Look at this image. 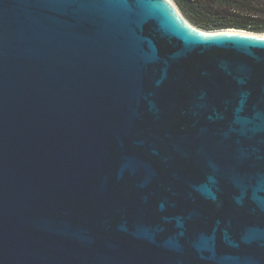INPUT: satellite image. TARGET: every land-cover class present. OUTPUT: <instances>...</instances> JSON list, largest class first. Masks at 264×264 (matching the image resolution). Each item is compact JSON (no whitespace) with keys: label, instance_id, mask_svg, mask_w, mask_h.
Here are the masks:
<instances>
[{"label":"water","instance_id":"water-1","mask_svg":"<svg viewBox=\"0 0 264 264\" xmlns=\"http://www.w3.org/2000/svg\"><path fill=\"white\" fill-rule=\"evenodd\" d=\"M0 264H264V31L0 0Z\"/></svg>","mask_w":264,"mask_h":264},{"label":"trees","instance_id":"trees-1","mask_svg":"<svg viewBox=\"0 0 264 264\" xmlns=\"http://www.w3.org/2000/svg\"><path fill=\"white\" fill-rule=\"evenodd\" d=\"M194 25L264 31V0H173Z\"/></svg>","mask_w":264,"mask_h":264},{"label":"bare ground","instance_id":"bare-ground-1","mask_svg":"<svg viewBox=\"0 0 264 264\" xmlns=\"http://www.w3.org/2000/svg\"><path fill=\"white\" fill-rule=\"evenodd\" d=\"M196 27H198V26H196Z\"/></svg>","mask_w":264,"mask_h":264}]
</instances>
